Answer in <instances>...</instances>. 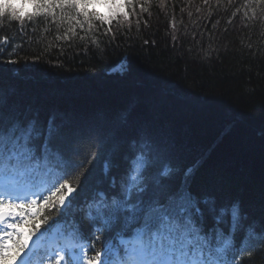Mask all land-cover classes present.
Returning <instances> with one entry per match:
<instances>
[{"label":"trees","instance_id":"trees-1","mask_svg":"<svg viewBox=\"0 0 264 264\" xmlns=\"http://www.w3.org/2000/svg\"><path fill=\"white\" fill-rule=\"evenodd\" d=\"M129 9L111 23L5 9L0 124L31 129L32 158L5 153L0 175L57 187L28 227L73 235L88 259L143 241L145 210L171 207L211 241L204 254L264 264V0ZM47 255L45 240L31 262Z\"/></svg>","mask_w":264,"mask_h":264},{"label":"snow or ice","instance_id":"snow-or-ice-1","mask_svg":"<svg viewBox=\"0 0 264 264\" xmlns=\"http://www.w3.org/2000/svg\"><path fill=\"white\" fill-rule=\"evenodd\" d=\"M92 2L93 0H43L42 3L34 5L35 12L27 14L22 11V6L21 10H17L13 5H0V17L5 15L6 8L11 9L7 13L11 20L20 21L24 19L25 15L30 20L40 15L55 17L56 12L54 10L59 9L61 20L72 21L77 16H83L84 20L88 21L90 15L88 9ZM109 7L121 8L123 5L110 4ZM124 15L127 17V13H124ZM91 16L101 22L107 20L111 23L109 17H105L94 10L91 12ZM31 137L30 128L24 129L19 125L5 128L3 124H0V159L3 158L5 153H8L10 158L23 157L31 159L32 149L29 147ZM64 187V184L60 185L61 189ZM48 199L50 200V198ZM59 203H64L63 197H60ZM8 207L22 206L9 204ZM4 208V201L0 200V220L5 215ZM144 223V236L146 238L142 241V248L147 254V258L130 259L124 261L123 264H217L216 261L211 259V255L205 256L204 254L206 249L211 248V241L200 235L192 220L183 216L181 210L171 207L160 209L149 207L145 210ZM9 227H15V225H9ZM39 229L40 225L36 224L34 231L27 235L23 231L18 232L16 234L17 239L12 245H9L6 241L0 242V262L9 261V264H17V262L18 264H30L27 254L22 256L21 253L31 247L29 241ZM9 238L11 237L9 236ZM261 243L264 245V241H261ZM77 247L79 248V255L75 252ZM261 250H264V247ZM65 251L69 252V258L72 259L73 264H112L110 260L101 262V254L99 252H96L94 257L86 259L84 246L71 243L61 250L58 254L59 259L56 260L55 264H64ZM215 251L223 252L224 249H215ZM244 255L252 257L254 252L249 250ZM220 264H223V261Z\"/></svg>","mask_w":264,"mask_h":264},{"label":"rangeland","instance_id":"rangeland-1","mask_svg":"<svg viewBox=\"0 0 264 264\" xmlns=\"http://www.w3.org/2000/svg\"><path fill=\"white\" fill-rule=\"evenodd\" d=\"M42 2H43V0H0V5H13V6H15V8L17 10H21V6H22V11L25 14H27V13H30V12L35 10L34 5L36 3H42ZM129 2H130V0H93V2L90 4L89 9H88V11L90 13L89 17H91V12L93 10L101 13L105 17H109L111 19V21L113 18L117 17L121 13H127V15H129L130 14ZM110 4H119V5H123V7H121V8L109 7ZM105 22L109 23L107 20ZM137 183H138V181H136L134 178L132 181V184H137ZM56 191H57V187L53 188V186H52L50 189H47V188L45 189L43 187L40 193L36 194L34 191L31 194L17 198V200H18V203L24 204V203L30 202V201H37L38 198L40 197V200H41L40 203H45L46 201H48V198H52V197H55L57 195ZM73 194H74V191L72 189H70L68 191V197L64 198L63 204H60L61 209H65L69 205V203H70L69 199L73 196ZM24 212H25V210H22L20 212L15 211L14 215H13V219L16 221H21L23 224H26L28 220H27ZM34 214H35L34 211H32L33 216H34ZM25 230L28 231L25 228V226H22L21 229L16 228V227H12L11 229L8 230V234L12 238L18 232H20V231L25 232ZM55 235H57V233L52 235L53 239L55 238ZM34 242H35V239H34ZM129 246H130V248L134 247V245L131 246V244ZM53 250L56 251L54 248H53ZM85 258H86V256H85ZM123 262L124 261H122V264H123ZM0 264H3V263L0 262Z\"/></svg>","mask_w":264,"mask_h":264},{"label":"bare ground","instance_id":"bare-ground-1","mask_svg":"<svg viewBox=\"0 0 264 264\" xmlns=\"http://www.w3.org/2000/svg\"><path fill=\"white\" fill-rule=\"evenodd\" d=\"M0 190H7L16 196H18L20 194V191H21V189H19V188L18 189L7 188L2 184H0Z\"/></svg>","mask_w":264,"mask_h":264},{"label":"water","instance_id":"water-1","mask_svg":"<svg viewBox=\"0 0 264 264\" xmlns=\"http://www.w3.org/2000/svg\"><path fill=\"white\" fill-rule=\"evenodd\" d=\"M7 216H8V212H5V215H4L2 220H4ZM2 220H0V221H2Z\"/></svg>","mask_w":264,"mask_h":264}]
</instances>
